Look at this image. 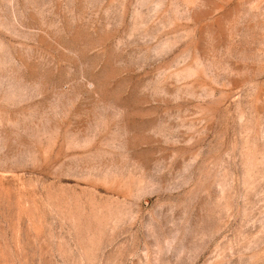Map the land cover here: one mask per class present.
Masks as SVG:
<instances>
[{
  "label": "rangeland",
  "instance_id": "374dc122",
  "mask_svg": "<svg viewBox=\"0 0 264 264\" xmlns=\"http://www.w3.org/2000/svg\"><path fill=\"white\" fill-rule=\"evenodd\" d=\"M0 264H264V0H0Z\"/></svg>",
  "mask_w": 264,
  "mask_h": 264
}]
</instances>
